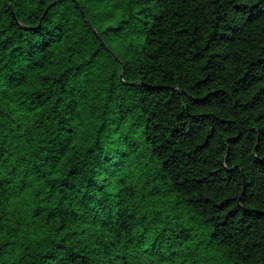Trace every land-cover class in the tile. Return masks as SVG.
Masks as SVG:
<instances>
[{
    "label": "trees",
    "instance_id": "obj_1",
    "mask_svg": "<svg viewBox=\"0 0 264 264\" xmlns=\"http://www.w3.org/2000/svg\"><path fill=\"white\" fill-rule=\"evenodd\" d=\"M0 264H264V0H0Z\"/></svg>",
    "mask_w": 264,
    "mask_h": 264
}]
</instances>
